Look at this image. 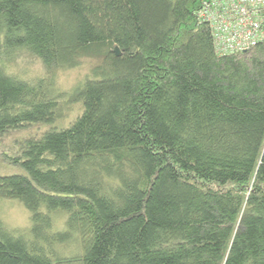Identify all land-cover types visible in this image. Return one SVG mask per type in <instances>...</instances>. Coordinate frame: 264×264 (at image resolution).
I'll list each match as a JSON object with an SVG mask.
<instances>
[{"label":"trees","instance_id":"1","mask_svg":"<svg viewBox=\"0 0 264 264\" xmlns=\"http://www.w3.org/2000/svg\"><path fill=\"white\" fill-rule=\"evenodd\" d=\"M202 2L0 0V133L83 108L0 175L31 216H0V264H264V44L217 54ZM21 56L44 74L12 73Z\"/></svg>","mask_w":264,"mask_h":264},{"label":"rangeland","instance_id":"2","mask_svg":"<svg viewBox=\"0 0 264 264\" xmlns=\"http://www.w3.org/2000/svg\"><path fill=\"white\" fill-rule=\"evenodd\" d=\"M28 58V57H27ZM23 56L15 59L11 66V72L21 78L32 79L35 76L44 74L40 61L36 59H27ZM101 61L93 58H83L80 64L73 68L60 70L56 83L61 91L67 92L73 90L84 79L93 75V67ZM80 102H67L65 116L57 121L55 125L35 123L28 124L23 128H13L7 132L0 133V175H12L15 173H24L23 168L14 161L19 155V148L24 138L35 137L52 127L64 128L74 122L82 111ZM0 216L14 230H26L30 224V212L18 200L0 199Z\"/></svg>","mask_w":264,"mask_h":264},{"label":"built area","instance_id":"3","mask_svg":"<svg viewBox=\"0 0 264 264\" xmlns=\"http://www.w3.org/2000/svg\"><path fill=\"white\" fill-rule=\"evenodd\" d=\"M197 10L198 19L211 28L217 54L264 44V0H203Z\"/></svg>","mask_w":264,"mask_h":264},{"label":"water","instance_id":"4","mask_svg":"<svg viewBox=\"0 0 264 264\" xmlns=\"http://www.w3.org/2000/svg\"><path fill=\"white\" fill-rule=\"evenodd\" d=\"M116 53L118 56H120L121 52H120L119 48L116 49Z\"/></svg>","mask_w":264,"mask_h":264}]
</instances>
